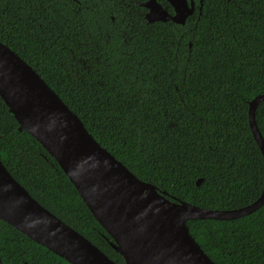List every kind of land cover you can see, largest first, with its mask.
<instances>
[{
  "label": "trees",
  "instance_id": "trees-1",
  "mask_svg": "<svg viewBox=\"0 0 264 264\" xmlns=\"http://www.w3.org/2000/svg\"><path fill=\"white\" fill-rule=\"evenodd\" d=\"M142 1L0 0V42L139 180L200 208L251 204L264 186L247 113L264 94V0H193L183 25L148 23L136 5ZM254 120L264 140V101ZM17 127L0 99V161L9 174L124 264L55 160ZM187 227L215 264H264V203L240 218L190 220ZM0 260L69 264L2 221Z\"/></svg>",
  "mask_w": 264,
  "mask_h": 264
},
{
  "label": "water",
  "instance_id": "water-1",
  "mask_svg": "<svg viewBox=\"0 0 264 264\" xmlns=\"http://www.w3.org/2000/svg\"><path fill=\"white\" fill-rule=\"evenodd\" d=\"M164 1L171 14L157 0L140 4L147 10L148 23L183 25L194 13L193 0ZM0 99L14 117L17 130L34 138L55 160L124 264H215L192 238L187 222L232 220L253 213L264 203V186L254 202L233 210L200 208L158 192L102 148L43 79L1 42ZM261 101L264 94L249 102L247 113L264 161V140L254 120ZM0 221L69 264H116L34 200L1 161Z\"/></svg>",
  "mask_w": 264,
  "mask_h": 264
},
{
  "label": "flooded vegetation",
  "instance_id": "flooded-vegetation-1",
  "mask_svg": "<svg viewBox=\"0 0 264 264\" xmlns=\"http://www.w3.org/2000/svg\"><path fill=\"white\" fill-rule=\"evenodd\" d=\"M145 1V0H144ZM144 1H142V2H136V5L138 6V7H142L140 4L141 3H143ZM161 4V3H160ZM143 8V7H142ZM165 8V7H164ZM143 9H145V8H143ZM166 9V8H165ZM147 12V10L145 9V13ZM144 13V14H145Z\"/></svg>",
  "mask_w": 264,
  "mask_h": 264
},
{
  "label": "snow or ice",
  "instance_id": "snow-or-ice-1",
  "mask_svg": "<svg viewBox=\"0 0 264 264\" xmlns=\"http://www.w3.org/2000/svg\"><path fill=\"white\" fill-rule=\"evenodd\" d=\"M103 42H104V44H108L109 40H108V37H107V36H105V37L103 38Z\"/></svg>",
  "mask_w": 264,
  "mask_h": 264
}]
</instances>
